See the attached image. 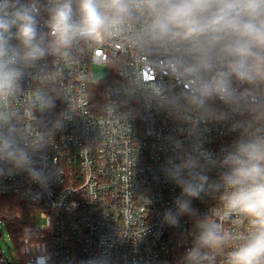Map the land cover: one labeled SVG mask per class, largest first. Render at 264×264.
Wrapping results in <instances>:
<instances>
[{
    "label": "clouds",
    "instance_id": "obj_1",
    "mask_svg": "<svg viewBox=\"0 0 264 264\" xmlns=\"http://www.w3.org/2000/svg\"><path fill=\"white\" fill-rule=\"evenodd\" d=\"M85 48L120 53L106 64L122 78L123 103L164 110L178 126L161 170L179 194L160 213L184 249L175 264H221V254L222 264H264V0H0V179L25 173L47 189L60 175L46 150L76 114L68 104L53 119L64 99L25 82ZM120 107L108 102L128 120ZM209 124L236 138L210 151ZM211 195L220 207L201 215L193 201Z\"/></svg>",
    "mask_w": 264,
    "mask_h": 264
},
{
    "label": "built area",
    "instance_id": "obj_2",
    "mask_svg": "<svg viewBox=\"0 0 264 264\" xmlns=\"http://www.w3.org/2000/svg\"><path fill=\"white\" fill-rule=\"evenodd\" d=\"M120 58L110 48L94 52L85 48L78 59L50 64L47 76L25 82L26 88L45 87L64 99L57 101L53 119L68 104L76 116L55 133L46 150L49 165L60 173L47 189L30 182L25 173L0 179L1 195H18L39 205L43 220L33 233L27 229L17 240L9 233L10 254L1 245L6 239L0 220V264H35L40 256L47 264H77L82 259L84 264H175L183 252L177 246V230L163 225L160 218L179 194L161 170L171 155L168 138L177 135L176 122L164 110L135 101L124 104L122 78L116 70L103 83V108L97 112L92 103L91 65ZM164 82L169 83L167 78ZM108 102L121 104L119 111L132 110L133 115L126 120L110 114ZM26 119L29 135L39 138L41 126L33 125L30 115ZM207 128L205 146L214 153L237 135L223 125ZM209 175L215 178L214 172ZM193 206L201 215L215 212L220 198L194 200ZM181 224L191 227L187 217L181 218Z\"/></svg>",
    "mask_w": 264,
    "mask_h": 264
},
{
    "label": "trees",
    "instance_id": "obj_3",
    "mask_svg": "<svg viewBox=\"0 0 264 264\" xmlns=\"http://www.w3.org/2000/svg\"><path fill=\"white\" fill-rule=\"evenodd\" d=\"M103 86V83L102 85H91L90 89L92 103L97 112L98 108L101 110L105 103ZM0 196H13L17 198V201L14 199L0 203V218L6 221L13 238L17 240L20 236L24 235V231L27 229L33 233L35 227L38 225L37 220L41 207L24 200L18 195L0 194ZM77 264H84L83 259Z\"/></svg>",
    "mask_w": 264,
    "mask_h": 264
},
{
    "label": "rangeland",
    "instance_id": "obj_4",
    "mask_svg": "<svg viewBox=\"0 0 264 264\" xmlns=\"http://www.w3.org/2000/svg\"><path fill=\"white\" fill-rule=\"evenodd\" d=\"M115 73V70L113 68H107V65H102V64H93L91 65L90 68V75H91V83L92 85H102V83L110 80V78L113 77V74ZM16 200L17 198L13 196H0V203L6 202L8 200ZM5 225L2 227L3 233H4V238L6 239V243L4 242L3 239H1V245L3 249L6 251L7 254H10L9 247L11 248L13 246L12 240L10 238V231L8 229L7 223L5 220L1 219ZM38 225L43 224V220L40 219V217L37 220Z\"/></svg>",
    "mask_w": 264,
    "mask_h": 264
}]
</instances>
